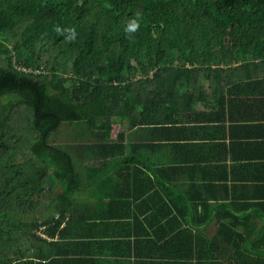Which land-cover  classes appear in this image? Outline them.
Masks as SVG:
<instances>
[{"label":"trees","instance_id":"1","mask_svg":"<svg viewBox=\"0 0 264 264\" xmlns=\"http://www.w3.org/2000/svg\"><path fill=\"white\" fill-rule=\"evenodd\" d=\"M258 63L264 0H0V264L81 184L125 176L115 118L170 123L174 99ZM65 123L72 140L59 143Z\"/></svg>","mask_w":264,"mask_h":264},{"label":"crops","instance_id":"2","mask_svg":"<svg viewBox=\"0 0 264 264\" xmlns=\"http://www.w3.org/2000/svg\"><path fill=\"white\" fill-rule=\"evenodd\" d=\"M231 71L170 123L126 121L125 176L81 184L16 264H264V64Z\"/></svg>","mask_w":264,"mask_h":264},{"label":"rangeland","instance_id":"3","mask_svg":"<svg viewBox=\"0 0 264 264\" xmlns=\"http://www.w3.org/2000/svg\"><path fill=\"white\" fill-rule=\"evenodd\" d=\"M125 127H126V124L123 120H121L120 118H115L114 128H112L113 136H115L117 132L119 131H124ZM73 132H74V129L71 126H69L68 123H65L63 124L62 133L56 138L59 141V143L70 142L72 140ZM68 133H70V135H68Z\"/></svg>","mask_w":264,"mask_h":264},{"label":"clouds","instance_id":"4","mask_svg":"<svg viewBox=\"0 0 264 264\" xmlns=\"http://www.w3.org/2000/svg\"><path fill=\"white\" fill-rule=\"evenodd\" d=\"M137 27H138V22L134 20L127 25L125 30L126 31H135Z\"/></svg>","mask_w":264,"mask_h":264},{"label":"built area","instance_id":"5","mask_svg":"<svg viewBox=\"0 0 264 264\" xmlns=\"http://www.w3.org/2000/svg\"><path fill=\"white\" fill-rule=\"evenodd\" d=\"M23 71H26V69H22ZM30 72H32V73H34V74H40V72H41V70H36V71H30Z\"/></svg>","mask_w":264,"mask_h":264}]
</instances>
